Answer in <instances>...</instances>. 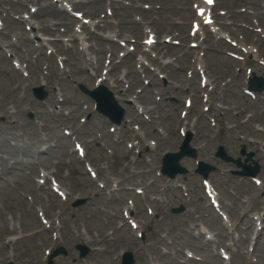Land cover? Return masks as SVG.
Here are the masks:
<instances>
[{
  "label": "rangeland",
  "instance_id": "obj_1",
  "mask_svg": "<svg viewBox=\"0 0 264 264\" xmlns=\"http://www.w3.org/2000/svg\"><path fill=\"white\" fill-rule=\"evenodd\" d=\"M150 2H155V0H151ZM177 7H179L178 2L176 0H172V3L169 5V8L165 9L167 10L166 15L176 17ZM11 27L13 28V26ZM262 53L264 54V46L262 47ZM41 55L43 58L44 56L42 53ZM205 64L210 69V72L213 75L220 77V79H222L225 75H228L229 69L226 63H224L223 59H217V57H214L213 55L207 56ZM51 68L53 72L57 71L53 60H51ZM40 72L41 69L39 64L36 69L33 68L30 76L32 77V79H35L40 75ZM52 78H54V75H52ZM15 81H17V77L15 76L10 77L4 73L0 74V98L4 99V104H2L3 107H6L8 105L11 106L10 104L17 106L19 103V101L16 100L18 96L16 94L17 92H14L12 90ZM239 81H242V79L240 78ZM237 83L238 82L236 79V81L233 83L234 86ZM61 87L63 90H65V93L68 96L73 97L75 99L80 98V95L76 91L75 87L72 86V84H70L69 82L64 81V83L61 84ZM231 92H234V90L226 92L224 94V97L228 98L229 101L232 103L237 104L238 102H240V98L236 95H232ZM169 101L174 100L170 99ZM35 106H37L36 103L32 104L29 108L35 112L34 117H37L41 121V126L47 125L50 127L52 124L50 122L49 117L46 116L47 111L43 113L37 110ZM248 109L251 108L248 107ZM25 115L26 114L20 115L18 117V120L24 119L25 123L27 121ZM259 119L261 120V122L264 123V116ZM57 123L61 124V122ZM161 123L165 124L166 121H162ZM100 125L101 121L94 119L92 120L90 125L84 127L85 129L83 130V132L90 131L91 137H94L93 133L97 130H101ZM9 128L10 127L6 128L2 126L0 138L3 139L6 137L9 143L13 145L15 144L18 153H16L14 160L19 162L18 168L20 169L21 174L6 168L5 170H3L4 174L2 175V179H0V245L2 244L1 242L3 241V237L9 234L8 228L10 226H17L23 233H26L29 230L34 229L38 226L35 218L33 219L34 215L32 209L24 200L25 196L32 197L35 205H52L55 206V208H60L63 210V208H61L57 203L53 202L52 199H50L43 191L41 192V196L43 197V199H40V194L33 184V179L37 177V169L39 167H50L52 165V161H50L49 159H43L42 157L37 156L38 150L36 149V147H39V144H36V146L31 147L30 154H28L27 157L22 156L20 154V152H24L30 144H34V142L40 141L44 138H54L57 133L55 131L31 130L28 127H25L24 129H20L18 131ZM176 137V133L170 130L169 141L167 143L161 144L160 151L168 148L171 143L175 142ZM220 140H222V138H220ZM102 142L111 147L109 145V138H107V136L103 137ZM61 145L64 144L62 143ZM213 145L214 142L208 143L206 150L209 152ZM21 146H24L25 150H20ZM65 147L66 150L64 151V153H67L69 147L67 145ZM6 148L10 150L8 144H4L0 151L2 153L7 152ZM123 149L124 146L119 147L116 150L117 152L114 154V156L109 157L103 148H100V151H96L95 148L91 147L88 156L89 159H91L96 166H98L99 162H102L103 165L105 167H109L110 170L112 167H114V170L120 171L118 166L122 167L124 172L121 178L124 179L130 176V167L132 164L127 160V158L118 157L122 154ZM52 155L55 156L57 155V153H53ZM30 156H33L34 159L29 160L28 158ZM61 159V165H66L67 162H71L73 160V158L67 156L66 154H63L61 156ZM153 163L154 160L151 166H153ZM30 165H32L33 167ZM135 166L137 168L135 171L138 172V178L136 180L137 182H145L148 179L152 180L154 178L153 174H150L149 176L146 175V172L151 169V166H146L143 164H136ZM68 173L71 174V176L68 178V180H65V177H68ZM61 178L64 179L65 183L67 182L68 186L73 192L84 193L86 190L94 192V190H92L89 184L87 183L86 178L80 172H73L71 168L64 170ZM190 185L193 189L195 186L193 179L190 180ZM166 197L168 199H171L172 201V198L177 197V194L170 191ZM103 201L104 200L98 199L92 200L89 204V207H87L86 209H81L78 213L75 214L76 221L85 222L86 226H90L89 221L92 220L93 217L98 220V217L103 215L101 212ZM188 207L196 210L197 212H200V210L202 209V206H198L197 204H188ZM64 210L65 218L70 221L68 224H66V230L64 231V236H66L68 234L69 226L73 223V219L70 217V212L67 209ZM49 213L51 214L50 208ZM158 213L161 215V219L157 221H152L150 227L147 228L148 233L146 237V247H149V249H145L143 247L140 250V244L127 232H118L114 236L116 240L112 243H108V251L109 253H111V255H95L90 258V261L95 264H111L115 251L118 252L122 249H130L133 251H139L137 264H146L147 258H150L149 255L154 253V248L159 251L160 248H165V246H167L166 242L160 241L161 235L166 236V240L169 242L175 237L179 236L182 233L181 230L186 229V227H188L192 223L190 222L191 216L189 214L174 217L168 213L167 209H165L163 212L158 209ZM140 217L148 221V218L145 216L143 211L141 212ZM151 226L154 230L153 233H151ZM40 243L41 242L36 238H26L18 241L15 244H9L8 248L7 246L1 245L0 264H8L9 261H12L15 264H41L42 252L38 247ZM64 243L69 247L72 245V242L69 240V238H65ZM43 245L45 247L48 246L45 241L43 242ZM210 261L211 260L207 258L205 264H209ZM160 263L169 264V261H160Z\"/></svg>",
  "mask_w": 264,
  "mask_h": 264
},
{
  "label": "bare ground",
  "instance_id": "obj_2",
  "mask_svg": "<svg viewBox=\"0 0 264 264\" xmlns=\"http://www.w3.org/2000/svg\"><path fill=\"white\" fill-rule=\"evenodd\" d=\"M184 1H186L187 4H188V2L190 0H184ZM29 2H31V0H29ZM34 4L39 7V12L37 13V15L35 17L34 16L31 17V19H37L38 20V26L35 27L34 24H31V28L32 29L37 28V32H43V33H47V34H52L53 35L54 33L58 34V32L56 30H54V32H51V28L52 27L56 28L57 26L64 25L67 28V33L70 34V40L68 42L69 43L71 42L72 43V48L75 49V46L77 44H79L80 39L76 35L73 34L72 23L69 21V18H68V15L66 14V12L63 11V10L56 9L55 6L52 3H49L47 0H36L34 2ZM102 5H103V1H95V3L92 2L91 6H90V11L88 12V14L95 13V10L98 7H101ZM227 7H229V6H227ZM141 14L143 16H146V15L149 14V12H145L143 10H139L138 9V15H141ZM181 14H182V12H181ZM183 15H184V12H183ZM183 17H185V16H183ZM47 18H49V20H45ZM141 21L149 22L153 26H155V25H168V24H166L165 20L162 17L159 18V19H150L149 16H148L145 19H141ZM51 22H52V25L49 26V24H51ZM101 23L105 24V26L107 28L111 27V23L110 22L106 21V22H101ZM136 23L138 24L137 28H130L129 29L130 30L129 34L132 35L133 38H137L138 39V36L141 34V28H140L141 27V22L139 21V22H136ZM17 24L21 25L22 23L21 22H17ZM24 34L25 33H23V35ZM184 35H185V33H184ZM1 36H2V33L0 34V38H1ZM97 36H98V34H97ZM89 39L90 40H96L95 41L96 50H93V52L95 54L100 53L103 48H108V50L110 52L115 51V49L117 48V46L114 43H112L110 40H108L106 38H102L100 36L97 38V37H95V34L92 37H90ZM52 43L56 44V45H61V43L58 40H55ZM161 46H162V44H160V43H157L155 45L156 50L159 51V55H162V54L169 55V54L175 52L174 49H171L169 47H162L161 48ZM138 50L139 51L141 50V47L139 45H138ZM188 55H189V51H187L181 57H179L177 59V61H179V60H181L183 58H186ZM125 59H126V61L123 62V63L125 64V67L129 71L128 75L130 77H132V76L135 75L134 71L131 69L133 55L131 53H127L126 56H125ZM154 63H156V61L152 62V64H154ZM110 76L112 77V73L110 74ZM113 83L117 87L121 86V83L117 79H114ZM125 95H126V93H121V96H125ZM263 238H264V235H263Z\"/></svg>",
  "mask_w": 264,
  "mask_h": 264
},
{
  "label": "snow or ice",
  "instance_id": "obj_3",
  "mask_svg": "<svg viewBox=\"0 0 264 264\" xmlns=\"http://www.w3.org/2000/svg\"><path fill=\"white\" fill-rule=\"evenodd\" d=\"M205 2L208 3V4H211L212 3V0H205ZM199 14L200 15H203V13H199ZM148 42L151 43L152 42L151 39H149Z\"/></svg>",
  "mask_w": 264,
  "mask_h": 264
}]
</instances>
